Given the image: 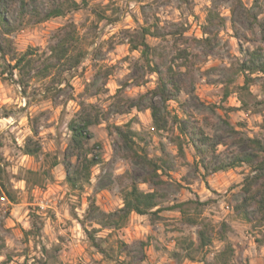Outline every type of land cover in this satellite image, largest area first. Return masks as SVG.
Returning <instances> with one entry per match:
<instances>
[{"label":"rangeland","instance_id":"1","mask_svg":"<svg viewBox=\"0 0 264 264\" xmlns=\"http://www.w3.org/2000/svg\"><path fill=\"white\" fill-rule=\"evenodd\" d=\"M60 7L61 16H47ZM13 25L8 36L0 29L8 53L7 63L0 56L1 262L41 264L45 248L49 264H264V222L253 206L236 208L250 168L213 172L244 151L247 138L264 141V74L241 70L251 52L264 53V0H36L23 14L13 11ZM60 40L66 55L55 60ZM27 52L34 68L23 89L11 59ZM160 87L164 103L153 94ZM152 99L165 129L146 109ZM82 118L94 123L88 147L101 162L72 189L67 175L78 159L68 125ZM117 127L136 133L133 149L159 165L160 184L143 182L151 172ZM202 134L215 154L193 146ZM132 182L156 191L163 211L131 214L114 229L103 215L123 207ZM187 201L185 215L166 210ZM186 219L214 228L212 244L193 261L183 247L197 242L199 226ZM228 244L234 254H224Z\"/></svg>","mask_w":264,"mask_h":264},{"label":"trees","instance_id":"2","mask_svg":"<svg viewBox=\"0 0 264 264\" xmlns=\"http://www.w3.org/2000/svg\"><path fill=\"white\" fill-rule=\"evenodd\" d=\"M55 2L56 0H52ZM36 0H0V29L3 35H10L15 27L13 25V11L18 8L20 14H23L28 10L29 7H35ZM63 14V11L60 8H55L52 10L48 17H59ZM66 41L60 40L52 47L51 57L55 60H60L66 55ZM142 46L145 49H148L149 46L146 43H142ZM9 51H12V46L8 44ZM8 51V50H7ZM6 48L0 42V56L4 63H7ZM29 53H24L20 57H13L11 59L14 62L12 65L13 70L19 72L18 84L25 89V71L33 70V61L27 59ZM80 63V59L76 60L74 65L77 66ZM8 64L7 66H9ZM242 71L250 73H262L264 74V53L261 50H255L249 54L248 60L243 64ZM154 95H160L162 102L168 100L166 96V90L164 87L158 88L157 91H154ZM166 96V97H165ZM147 98V95L140 97L141 100ZM139 99V100H140ZM130 108H137V100H131L129 103ZM146 109L151 111V117L153 123L159 130L165 129L168 125V119L163 113L162 108L156 103L153 99L149 100L146 104ZM89 119L82 118L80 122L72 120L68 129L71 133V142L70 148L76 154L78 159L77 167L74 169L73 176L67 175V182L72 189L76 188L81 179L84 178L85 181L90 179L92 167L98 165L101 162L100 155L93 153V150L88 147L89 141L92 139L90 135V127L93 125ZM235 133V131L232 129ZM117 134L120 136L123 143L132 153V158L138 163L144 165L151 173L144 178V183H149L152 185L160 184L158 171L160 170L159 165L149 159L148 156L144 153H138L134 151L132 146V136H136V133H133L129 128L124 130L123 128H116ZM245 150L236 154L230 161L222 162L219 166L213 169V172L225 171L228 169L237 168L243 164L247 165L251 170V175H248L243 182L242 192L243 199L241 205L236 207L237 209L243 210L246 213V209L253 206L255 212L260 216V221L264 222V141L258 137L247 138L245 141ZM193 146L199 150V153L204 156L206 153L202 151L201 148L209 147L211 148L213 154L216 152V144L211 143V139L206 135L202 134L196 141H193ZM26 154L33 155V152L26 151ZM204 170L207 173H210L209 166L204 165ZM131 189L126 191L123 197V207L117 211L109 214H104L103 216L111 219V224L114 229L122 228L129 216L133 213L140 216H151L154 218H160L159 214L163 211L160 206L158 193L156 191L144 192L142 191L135 182L131 183ZM3 190L7 192L8 201L10 203H15L16 199L11 193L3 187ZM193 201L181 202L171 205L166 210H179L182 215H185L186 211L184 207L188 204H192ZM247 214H245L246 216ZM246 220H248L245 217ZM188 224L199 226L197 231V242L191 241L187 247H183L185 250V258L193 261L195 260L194 254L204 250L206 247L212 244L214 228L210 223L206 221H196L195 219H186ZM228 225L226 223L222 224L221 235L224 236ZM92 245L101 253H105V250L99 242L96 241V238L90 236ZM264 242V241H262ZM4 244L0 242V254L3 250ZM230 252L234 254L232 245L228 244L224 254ZM48 254V251L44 248L42 251L43 261L41 264H49L45 255ZM38 263L35 261L33 264ZM0 264H4L0 261Z\"/></svg>","mask_w":264,"mask_h":264},{"label":"built area","instance_id":"3","mask_svg":"<svg viewBox=\"0 0 264 264\" xmlns=\"http://www.w3.org/2000/svg\"><path fill=\"white\" fill-rule=\"evenodd\" d=\"M151 130H152V131H154V130H155V128H154V127H152V128H151ZM2 200L4 201V200H5V197H4V198H2Z\"/></svg>","mask_w":264,"mask_h":264},{"label":"crops","instance_id":"4","mask_svg":"<svg viewBox=\"0 0 264 264\" xmlns=\"http://www.w3.org/2000/svg\"><path fill=\"white\" fill-rule=\"evenodd\" d=\"M133 214H135V213H133ZM137 216H138V215H137ZM233 223H234V222H233ZM231 228H234V226L232 225Z\"/></svg>","mask_w":264,"mask_h":264}]
</instances>
